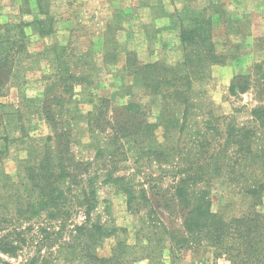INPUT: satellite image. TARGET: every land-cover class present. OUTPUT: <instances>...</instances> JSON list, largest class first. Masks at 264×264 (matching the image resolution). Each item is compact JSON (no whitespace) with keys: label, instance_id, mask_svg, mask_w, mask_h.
I'll list each match as a JSON object with an SVG mask.
<instances>
[{"label":"trees","instance_id":"trees-1","mask_svg":"<svg viewBox=\"0 0 264 264\" xmlns=\"http://www.w3.org/2000/svg\"><path fill=\"white\" fill-rule=\"evenodd\" d=\"M35 1L44 19L35 18L31 23L10 25L0 31V86L14 62L28 55L25 26L31 25L40 37L54 33L53 19L46 10L49 0ZM206 9L191 11L187 6L183 13H171L178 24L183 52L176 65L140 64L133 51L126 52L125 71L131 82L144 94L160 97L158 120L149 122V109L135 101L120 105L107 115L103 111L106 100L101 99L102 109L95 106L87 117L92 135L96 131L106 135L102 144L92 145V160L78 159L71 149V127H64L65 123L63 128L57 125L63 106L72 101V75L62 64L65 47H51L60 74L57 82L46 86L40 110L52 132L28 149L23 166L26 181L22 191L15 193L19 219L0 216V255L6 258L0 256V264H13L11 259L26 253L25 248L31 249L20 264H53L62 256L73 264H134L140 260L146 264H178L182 250L201 247L211 250L213 259L224 258L229 264H264V213L257 209L264 192V145L253 148L250 143L258 139L254 138L258 137L256 126L264 131V104L251 109L249 125L229 123L222 132L211 120L212 111L202 110L196 101L195 88L203 90L212 65L223 63L227 56L235 60L242 57V53L237 54V44L230 46L231 56L218 51L212 34L214 19L204 14ZM220 12L217 8L215 13ZM262 70L261 64L255 63L253 73L234 75L229 91H247L263 80ZM56 86L71 92L67 99L51 97ZM204 113L208 117L199 119ZM159 127L162 142L154 133ZM128 154L137 161L146 157L166 162L172 183L160 193L151 192L139 181L137 189L135 174H119L121 160H126ZM247 156L258 164L261 175L244 177L245 172L251 171V163L242 164ZM0 177L9 181L1 172ZM219 177H223L222 183L235 186L250 197L248 213L226 218L222 212L212 210L211 186ZM102 184H111L125 195L127 210L138 216L134 244L127 242L125 228L101 221L96 213ZM148 191L157 197L168 215L166 219L172 221L170 218L177 215L179 224L173 226L159 217ZM140 210L145 211L140 214ZM79 214L83 221L73 222L72 217ZM110 237L115 241L109 256L98 255L97 249Z\"/></svg>","mask_w":264,"mask_h":264},{"label":"rangeland","instance_id":"rangeland-1","mask_svg":"<svg viewBox=\"0 0 264 264\" xmlns=\"http://www.w3.org/2000/svg\"><path fill=\"white\" fill-rule=\"evenodd\" d=\"M174 1L178 0H49L46 10L53 19L54 33L40 37L31 25L23 28L27 36L28 55L14 62L11 73L4 76L0 86V172L9 179L6 181L7 178L0 177V216L19 219L15 193L22 191V183L26 181L23 166L28 149L52 132L40 110L46 86L57 82L60 74L51 47H65L62 64L67 65V73L72 75L69 81L72 84V101L63 106L57 125L63 128L62 123H65L64 127H71L74 136L71 149L76 157L84 161L92 160L95 152L92 145L102 144L106 135L100 131L92 135L88 131L87 117L95 106L102 109L101 99L106 100L103 111L107 115L113 114L118 106L135 101L149 109V122L158 120L160 97L144 94L131 82L125 71L126 52L133 51L140 64L158 62L174 66L182 60L179 35L169 32L171 28L179 32L177 21L175 23L172 19L170 25L158 21L166 14L165 8L171 9L172 15L178 12L171 4ZM208 1L214 6L211 9L206 6ZM187 4L184 8L188 6L191 11L207 8L204 14L214 19L212 34L221 54L230 55L232 44L239 45L237 54L242 53L239 60L227 56L223 63L211 66V76L203 82V90L195 88L196 101L202 110L212 111L211 120L222 132L229 123L238 127L249 125L251 109L264 104V0H195L194 4L189 0ZM217 8L221 10L219 14L215 13ZM180 12L183 13V10ZM44 17V14L38 13L35 0H0V31L10 25L31 23L35 18ZM186 21L183 22L185 25ZM12 31L16 32L14 28ZM255 63L263 67V80L259 79L243 93H231L229 84L232 77L253 73ZM70 93H66L62 86H56L50 95L67 99ZM202 117L206 119L208 115L204 113L198 118ZM256 128L258 137L254 138L258 139L250 141L253 148L264 145V131ZM154 133L158 142H162V129L159 127ZM249 157L252 156L242 161V164L251 163V171L245 172L244 177L261 175L258 164ZM121 163L119 174H135L137 189L140 188L139 181L151 192L160 193L173 181L172 174L166 171L169 168L166 162L146 157L137 161L135 156L128 154ZM222 179L219 177L212 182V210L222 212L226 218L248 213L250 197L238 192L237 187L222 183ZM150 191L148 196L153 199L159 217L173 226L179 224L180 217L177 215L170 218L172 221L166 219L167 213ZM98 197L100 203L96 213L101 221L125 228L127 242L134 244L138 216L127 210L125 195L111 184H102ZM257 209L264 213V192ZM143 211L140 210V214ZM72 221L80 223L83 217L75 215ZM114 241L113 237L105 239L97 249L98 255L109 256ZM30 249L25 248L24 251ZM26 253L11 259L12 263L20 264ZM63 257L53 264H73L64 261ZM134 264H146V261ZM178 264L229 263L224 258L213 259L211 250L201 247L198 250H182Z\"/></svg>","mask_w":264,"mask_h":264},{"label":"crops","instance_id":"crops-1","mask_svg":"<svg viewBox=\"0 0 264 264\" xmlns=\"http://www.w3.org/2000/svg\"><path fill=\"white\" fill-rule=\"evenodd\" d=\"M191 1V3H193L194 4V1L195 0H190ZM186 2H189V0H178V1H174L173 3H171V4H174V8L177 10V11H182L183 9H184V5H185V3ZM197 4V3H196ZM207 4H209V1H208V3ZM206 4V5H207ZM174 9V10H175ZM165 15H163V16H161V17H159L158 18V21L159 22H162L163 24H169L170 25V23H171V20H172V18H171V13H172V10L171 9H168V8H165ZM165 21H166V23H165ZM170 33H172L173 32V34H178L177 33V31L175 30V29H173V28H171V30L169 31Z\"/></svg>","mask_w":264,"mask_h":264}]
</instances>
